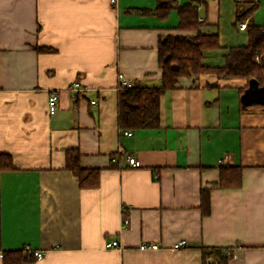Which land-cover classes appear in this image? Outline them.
Returning a JSON list of instances; mask_svg holds the SVG:
<instances>
[{"label":"crops","instance_id":"1","mask_svg":"<svg viewBox=\"0 0 264 264\" xmlns=\"http://www.w3.org/2000/svg\"><path fill=\"white\" fill-rule=\"evenodd\" d=\"M157 2L0 0V153L16 167L0 173V254L44 253L23 264H219L214 256L205 262L208 246L226 264H264V103L244 106L248 80L181 77L162 95L159 128L119 129V74L160 85V38L197 34L178 29L176 9L159 18ZM191 2L203 32L220 40L247 32L233 28L239 16L264 23V0H177ZM240 39L221 41L203 62L223 65L214 55L248 43ZM69 148L79 149L84 168L100 169L97 187H81L66 168ZM227 165L243 167L241 187L219 186ZM112 240L123 249L106 247ZM143 242L161 248L140 250ZM11 260L0 256V264Z\"/></svg>","mask_w":264,"mask_h":264},{"label":"trees","instance_id":"2","mask_svg":"<svg viewBox=\"0 0 264 264\" xmlns=\"http://www.w3.org/2000/svg\"><path fill=\"white\" fill-rule=\"evenodd\" d=\"M176 9L180 21L178 29L196 31V35H168L160 38L158 45L159 66L162 69V81L158 86L134 84L131 87L119 88L118 126L121 130L155 129L161 126L162 95L176 87L179 78L198 77L203 73L215 74L218 78H242L248 84L241 89V100L244 106L260 100L264 103V23L247 24L248 43L230 46L224 54L223 65L211 66L203 62L207 50L221 48L217 33L203 32L207 25L200 19V11L195 3L179 5L177 0H158L154 13L162 19ZM148 9H144V11ZM244 18V17H243ZM242 17L237 18L240 22ZM43 50H52L41 47ZM251 80L255 83L250 85ZM259 91L256 95L253 92ZM261 91V92H260ZM254 97V98H253ZM66 168L78 178L83 188H94L100 182V169L84 168L81 165V153L78 148L66 150ZM16 169L13 156L0 153V173ZM242 166H221L219 186L222 188H238L242 186ZM202 212H210L209 190L201 191ZM201 252L205 262L210 256L219 259V264H226L227 258L221 249L202 246ZM12 257L13 264H23L34 255L30 251H10L2 253V257Z\"/></svg>","mask_w":264,"mask_h":264},{"label":"built area","instance_id":"3","mask_svg":"<svg viewBox=\"0 0 264 264\" xmlns=\"http://www.w3.org/2000/svg\"><path fill=\"white\" fill-rule=\"evenodd\" d=\"M238 27L240 29L244 30L247 28V23L245 21L239 22ZM134 84H135L134 81L127 78L123 73L119 74V88L125 87V86L131 87ZM71 86L73 87L74 90H81L83 92L87 91V88L82 87L79 82H75ZM58 102H59V92L57 90H52L48 96V108H49L50 114H54L57 111ZM92 103H96V100H92ZM125 133L132 134V132H130V131H126ZM128 160H129L130 166H132V167H139L140 166V161H138L134 156H130L128 158ZM126 223H128L127 218L124 219V224H126ZM184 245H185V243L183 241H181V242L177 243L175 245V247H181ZM106 247L123 249V246L120 244V242L118 240H112L110 242H107ZM160 248H161V246L155 242H143L139 245V249L143 250V251L157 250ZM32 253L37 258H41L44 254L42 251H37V250L32 251ZM0 256H2V253L0 254Z\"/></svg>","mask_w":264,"mask_h":264},{"label":"rangeland","instance_id":"4","mask_svg":"<svg viewBox=\"0 0 264 264\" xmlns=\"http://www.w3.org/2000/svg\"><path fill=\"white\" fill-rule=\"evenodd\" d=\"M234 24H237V27L239 25V22H237V20H234L233 21V28H234ZM236 27V26H235ZM235 29V28H234ZM235 31H238L237 28L235 29ZM227 34V35H226ZM230 34V35H229ZM240 37H247L248 39V34L247 32H242V36H236L235 34H231V33H223V37L221 38L220 42L223 41L226 42V44H231L232 42H237V43H241V42H244V41H241ZM220 39V37H219ZM229 48V47H228ZM218 50H214V51H220L222 49L220 48H217ZM214 58L215 59H222V61L224 62V57L221 55V54H215L214 55ZM261 92V91H260ZM257 93H259V91L257 90L256 92L254 91L253 92V95H256ZM254 98V97H253Z\"/></svg>","mask_w":264,"mask_h":264},{"label":"water","instance_id":"5","mask_svg":"<svg viewBox=\"0 0 264 264\" xmlns=\"http://www.w3.org/2000/svg\"><path fill=\"white\" fill-rule=\"evenodd\" d=\"M249 82H250V85H252L253 83H255V80H251Z\"/></svg>","mask_w":264,"mask_h":264}]
</instances>
